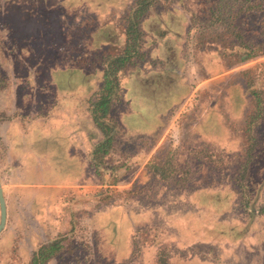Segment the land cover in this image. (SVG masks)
<instances>
[{
	"label": "rangeland",
	"instance_id": "374dc122",
	"mask_svg": "<svg viewBox=\"0 0 264 264\" xmlns=\"http://www.w3.org/2000/svg\"><path fill=\"white\" fill-rule=\"evenodd\" d=\"M0 2L3 3L0 5L2 8L18 6L15 10L21 13L22 19L20 34L13 33L20 37L13 44L14 48L10 49L13 59L11 61L10 57L6 58V64L3 65L6 69H10V78H14L15 87L12 92L8 93L7 90L1 92L2 97L6 98L2 108L10 118L4 119L6 125L4 121L0 125L12 129L13 139H21L12 141L20 145L14 146L11 155L6 158L9 169L16 172L15 177L21 183L20 187L15 189L17 193L8 192L10 207L12 208L16 202L17 194L23 196L26 201L20 203L23 204L21 206L23 212L30 211L37 221L43 220L52 224V227L46 225L43 228L37 222L27 223L21 217H18L13 225L7 222L0 230V264H20L14 257L15 253L23 260L26 253L30 252L39 241L55 235L58 231L68 229L67 212L70 206L73 216L78 211L84 213L94 208L101 197L118 187L130 184L143 162L148 160L153 149L166 133L175 132L176 135H171L170 138L173 142H177L179 148L182 147L183 144L178 140L179 122L185 116L190 118L193 115L190 99L200 92L207 81L227 72H233L232 83L227 84L224 76L217 81L219 85L221 81L225 83L221 88L217 85L218 94L223 92L225 95L224 102L214 99L200 105L193 116L194 119L183 121L182 135L194 143L202 141L216 145L224 143L227 151L231 149L229 141L224 139L226 134L224 122L227 119L234 121L250 106L249 87L252 85L264 87L263 82H248L246 87H243L239 81L240 77L250 72L264 75V67L258 65L252 67L256 61H264V54L230 67L213 70L202 78L197 76L191 53L194 46L193 39H189L184 49L174 50L175 55L177 54L175 58L158 63L159 69L156 68L155 71L161 73V76L156 77L149 90L141 83L144 80V72L141 75L123 76L120 81V102L115 106L114 114L122 129V136L117 140L124 141L120 143L116 141L115 144L118 158L126 161L129 167L133 168L116 184L107 182L108 169L104 171L100 183L91 184L90 179H94L95 175L87 167L84 150L87 149L88 143L92 142V137L88 134L96 135L97 129L86 113L85 99L95 87V74L91 70L76 66L70 60L68 53L64 56L60 54L55 41L62 42L67 47H70L71 41L67 35L55 30L57 24L51 23V27L56 32L48 31L47 20L50 19L49 14L55 15L56 12H60V24L68 23L81 6L82 10L92 13L93 9L90 7L92 4L89 1L85 8L84 1L79 0H51L48 3L49 7L46 0H0ZM174 16L177 17L174 21L171 15L166 14L162 19L161 29L165 32L149 49L151 56L157 52L158 59L164 58V50L157 48V45L162 44L168 36L177 38L183 32L184 15L182 16L178 11ZM0 17L8 18L9 13L0 11ZM32 22H36L38 30H33ZM157 22H151L150 28ZM147 23V21L144 23V27ZM154 29H159V26H155ZM211 29L207 26L205 32L210 33ZM102 42L100 32L94 31L86 44L101 46ZM36 53L40 56L37 57L40 60L38 64L34 61ZM206 56V64L212 67L214 65L212 54ZM162 67L165 69H160ZM168 70L176 72L166 74V77L165 71ZM186 71L190 82L193 81L190 87L187 84ZM141 139L151 144L145 150L143 145L141 147L133 145ZM135 147L136 153H133ZM4 156L5 150L0 148V158ZM119 171L122 173L121 169ZM215 171L219 173V170ZM263 171L262 165L255 169L254 181L259 180L257 176ZM0 172L5 173V169ZM199 179L205 182L208 176L203 173L200 174ZM74 185L87 189L81 190V194L75 196L70 188ZM204 185L198 184L196 189L186 194L177 193L162 204L143 197V190L138 189L126 203L106 204L92 210L91 251L85 241L88 237L85 238L87 227L84 229V221L81 222L79 218L72 216L73 227L67 231L68 234L64 238L65 247L48 264L120 263L129 256L132 231L149 222V224L159 222L164 226L166 232L160 240L167 242L174 250H178L169 257L168 264H215L212 261L214 259L211 258L214 252L218 251V256L221 258L223 254L224 257L229 255L232 248L243 241L244 234L258 228V222L255 219L245 220L243 217L240 221L233 215L235 211L231 208L234 201L233 193L224 185L216 184L214 188L216 191L212 193L207 191ZM2 186L5 187L4 183ZM60 197L65 199V204L68 203L65 207H62L63 198L58 200ZM70 198L71 202L67 201ZM174 201L184 202L188 206L179 204L174 207L172 205ZM195 214L199 216L195 218ZM56 216L61 221L59 224ZM184 217L187 220L188 217L191 219V228H188ZM193 244L194 249L188 248ZM149 245L141 261L133 260L129 264H153L155 243ZM211 246L213 248H210ZM179 250H189L192 253L187 252L186 255L180 256ZM207 254L210 259L204 257ZM245 261L246 259L239 264Z\"/></svg>",
	"mask_w": 264,
	"mask_h": 264
},
{
	"label": "trees",
	"instance_id": "16d2710c",
	"mask_svg": "<svg viewBox=\"0 0 264 264\" xmlns=\"http://www.w3.org/2000/svg\"><path fill=\"white\" fill-rule=\"evenodd\" d=\"M49 1L51 0H46L47 7H49ZM79 1H84L85 8L90 1L92 13L82 10L81 6V9H76L74 17L68 23L62 22L61 24L59 22L60 12H56L55 15L49 14L47 30L67 35L71 41L69 42L70 47L55 41L57 50L63 56L68 53L70 60L76 66L91 70L95 74V87L85 99L86 113L97 129V134L93 133L92 142H89L87 149L84 150L87 167L95 175L94 179H90L91 184L100 183L106 169L109 170L107 182L116 184L133 168L129 167L126 161L118 158V149L115 144L118 141L117 138L122 136V129L119 127L114 109L120 102V81L123 76L141 75L144 72V80L141 83L149 90L148 88L155 82L156 77L161 76V73L155 71L158 63L175 58L177 54L175 55L174 50L184 49L189 39L194 40L191 53L196 66L194 72L200 78L207 76L213 70L230 67L264 54V0ZM2 4L0 2V5ZM58 7L61 9V5ZM173 7L176 9H172ZM15 8L18 6L0 7V11L9 13L8 18L0 17V122L5 118H10L2 108V103L6 98L2 97L1 92L2 90L12 92L15 87L14 78H10V69L3 66L6 64V58L10 57L12 61L13 56H11L10 49L14 48L13 44L20 38L13 34L15 32L20 34L22 25L21 13H18ZM178 11L185 18L183 32L177 38L168 36L162 44L157 45V48L164 50V58L158 59L157 52L151 56L149 49L157 39H161L165 32L161 29L165 14L171 15L174 21L177 19L174 14ZM146 21L148 23L144 27ZM153 21L158 22L150 28L149 24ZM51 23L57 24L56 31L51 27ZM32 26L33 30H38L36 22H32ZM155 26H159V29H156L158 33L154 29ZM207 26L212 28L210 33L205 32ZM216 26L219 28L217 29ZM94 31H99L101 34L104 42L101 46L86 44ZM36 54L34 61L38 64L40 56ZM207 54H212L214 63L212 67L206 64ZM257 65L264 67V61L258 60L252 64V67ZM174 72L176 71L168 70L165 71V75ZM231 74H233L232 71L222 75L227 84L234 81V76ZM186 76L188 87H190L193 81L190 82L187 71ZM222 76L207 81L200 92L191 97L193 115L190 118L185 116L178 125V140L183 144L182 147L179 148L177 142H173L169 133H166L129 185L118 187L101 197L94 208L84 213L78 211L73 216L70 206L67 212L68 229L58 231L55 235L39 241L30 252L26 253L23 260L15 253L14 257L20 264H48L51 259L60 254L65 247L64 238L68 234L67 231L73 227L72 216L79 218L81 222L84 221V229L87 227L85 238L88 237L85 241L87 248L91 251L93 241L90 233V213L92 210L106 204L126 203L138 189L143 190V197L162 204L177 193L192 192L198 184L202 185V183L211 193L216 191L214 190L216 184L224 185L233 193L232 200L234 201L231 204V208L235 209L233 215L240 221L243 217L245 220L255 219L258 222V228L244 234L243 241H240L237 247H233L229 255L224 257L225 254H223L221 258L218 256V251L214 252L211 258L215 261H212L215 264H239L246 259L245 264H264V171L257 176L258 181H254L255 178H253L256 176L255 169L257 170L259 165L264 168V87L253 85L249 87L250 106L234 121L227 119L224 122L226 125L224 139L229 141L230 151L226 150L224 143H217V145L204 141L194 143L182 135L183 121L194 119L193 116L200 105L214 99L224 102L225 95L223 92L218 94L219 88L217 87L219 85L217 81ZM221 83L220 88L225 85ZM169 116L170 114L168 118ZM133 145L136 147L143 145L145 150L151 144L141 139ZM136 147L133 153H136ZM0 148L4 149L1 145ZM215 170H219L220 174ZM203 173L208 176L205 182L199 179L200 174ZM70 188L75 196H79L81 190L87 189L74 186ZM67 204H62V207ZM179 204L188 206L180 201L172 203L174 207ZM198 216L199 214H195V218ZM184 219L186 224L188 223V228H191V219L189 217L188 220L185 217ZM58 220L57 224L61 222L59 218ZM149 223L138 226L132 231L127 258L120 263L105 264H129L133 260L141 261L144 253L147 252L145 249L153 242L155 243L153 264H168L169 257L178 250H174L167 242L160 240L166 232L164 226L159 222ZM194 246L193 244L188 248L194 249ZM184 247L187 248V246ZM187 252L192 253L189 250H179V255H186ZM201 252L203 255V251ZM208 255L204 257L210 259ZM95 261L98 262V260Z\"/></svg>",
	"mask_w": 264,
	"mask_h": 264
},
{
	"label": "crops",
	"instance_id": "0c3cea01",
	"mask_svg": "<svg viewBox=\"0 0 264 264\" xmlns=\"http://www.w3.org/2000/svg\"><path fill=\"white\" fill-rule=\"evenodd\" d=\"M4 122H5V125H6V120ZM1 123H2V121L0 122V124ZM171 127L173 128L172 125H171ZM12 133H13L12 129L3 128L0 125V141H1V145H3V148H4L3 150H5L4 158H0V171L5 169V173L0 172L1 173L0 179L2 181L1 185L3 183L5 185V187L3 189V195H4V198H5V204H6V219H5L4 226L6 225V223L8 221L12 222L11 225H13L14 222L17 221V218L21 217L27 223H31L32 221H35V222H37V224L43 226V228H44V226L46 227V225H47L46 223H42V221H37V219L34 218L33 214L30 211L29 212L27 211L26 213H25V211L23 212V210L21 208V206H23V204H20V203L26 202V201H24L23 196H20V195L17 194V197L15 199L16 202L13 204L12 208L10 207V202H9L10 197L8 195V192L11 191L12 193H17L15 191V189L17 187H20V185H21L19 180L15 177L14 173H16V172L11 171L9 169V164H8V161L6 160V158L11 155L12 148L14 146H19L20 145V143H17V144L12 143V141H14V140L15 141H20L21 140V139H17V138L13 139V134ZM169 135L170 136L171 135L175 136L176 134H175V132H171V133H169ZM88 136L93 138L94 134L91 133V134H88ZM86 161H87V159H86ZM145 162H146V160L143 162V164ZM143 164L141 165V167L143 166ZM3 177L5 178L4 182H3ZM70 187H73V186H70ZM74 187H77V185H74ZM62 198L60 197V199H58V200H62ZM67 201L71 202V198L68 199ZM63 204H65V199L64 198H63ZM11 211H13V212L11 213ZM63 222H65V221H63ZM51 225L52 224L49 223V226H51Z\"/></svg>",
	"mask_w": 264,
	"mask_h": 264
},
{
	"label": "water",
	"instance_id": "95a60500",
	"mask_svg": "<svg viewBox=\"0 0 264 264\" xmlns=\"http://www.w3.org/2000/svg\"><path fill=\"white\" fill-rule=\"evenodd\" d=\"M239 81L243 87H246V84L248 82H263L264 83V75L256 74L255 72H250L248 74H245L244 76L239 78ZM3 189L4 187L1 185V179H0V230L3 228L5 224L6 219V204H5V198L3 195ZM141 191H138V193ZM42 223H46L49 226L48 222H45L42 220Z\"/></svg>",
	"mask_w": 264,
	"mask_h": 264
}]
</instances>
